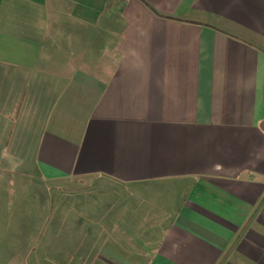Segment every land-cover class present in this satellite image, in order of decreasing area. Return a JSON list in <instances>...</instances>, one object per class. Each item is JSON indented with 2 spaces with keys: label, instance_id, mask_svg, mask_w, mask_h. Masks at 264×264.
<instances>
[{
  "label": "crops",
  "instance_id": "obj_1",
  "mask_svg": "<svg viewBox=\"0 0 264 264\" xmlns=\"http://www.w3.org/2000/svg\"><path fill=\"white\" fill-rule=\"evenodd\" d=\"M0 264H264V0H0Z\"/></svg>",
  "mask_w": 264,
  "mask_h": 264
},
{
  "label": "rangeland",
  "instance_id": "obj_2",
  "mask_svg": "<svg viewBox=\"0 0 264 264\" xmlns=\"http://www.w3.org/2000/svg\"><path fill=\"white\" fill-rule=\"evenodd\" d=\"M75 229H77V228H75ZM74 233H75V231H74Z\"/></svg>",
  "mask_w": 264,
  "mask_h": 264
}]
</instances>
